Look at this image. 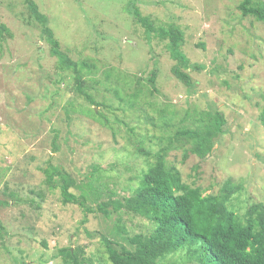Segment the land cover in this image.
Wrapping results in <instances>:
<instances>
[{"label":"rangeland","instance_id":"rangeland-1","mask_svg":"<svg viewBox=\"0 0 264 264\" xmlns=\"http://www.w3.org/2000/svg\"><path fill=\"white\" fill-rule=\"evenodd\" d=\"M35 2L66 59L62 64L51 54L25 0H0V25L13 34L0 42V264H65L61 250L69 247L81 250L85 264H110L102 236L129 248L125 240L149 233L152 225L125 212L106 218L64 204L60 189L45 183L43 169L63 168L80 186L71 189L77 196L94 174L100 193L88 194L92 208L106 202L109 191L114 200L129 198L148 167L142 148L154 154L163 145L160 138L193 128L214 111L226 125L212 154L184 157L181 148L170 153V165L206 195L218 193L228 179L241 185L230 202L235 211L264 203V24L241 16V0L135 1L156 26L184 31L182 50L202 67L188 71L196 84L191 90L174 76L166 41L153 34L148 41L133 1ZM84 62L95 65L92 72L81 71L95 105L77 90L74 68ZM156 70L153 87L147 78ZM136 87L143 94L135 100ZM120 220L128 229L121 238ZM164 261L198 264L186 252Z\"/></svg>","mask_w":264,"mask_h":264},{"label":"trees","instance_id":"trees-1","mask_svg":"<svg viewBox=\"0 0 264 264\" xmlns=\"http://www.w3.org/2000/svg\"><path fill=\"white\" fill-rule=\"evenodd\" d=\"M132 1L133 4L130 5L133 6V15L136 21L145 27L148 41L152 34L161 41H166V50L170 59L175 62L172 68L174 76L188 90L194 89L196 84L188 71L199 72L202 67L192 64L183 52L184 31L178 26H156L148 17L141 15L139 8L135 6L136 0H129V3ZM25 4L31 18L42 26V31L47 35L52 45L51 54L58 55L64 64L66 58L60 51V43L48 27L49 19L40 12L35 0H25ZM238 10L243 18H253L264 24V0H241ZM6 35L13 38L10 30L1 24L0 42L5 40ZM66 63L64 66L71 69V63ZM85 68L92 72L95 65L90 66L84 62L78 69L74 68L77 75L75 78L77 77L79 83L77 90L95 105L81 83V71ZM111 75L110 72L107 73L109 78ZM156 78L157 70L147 81L155 87ZM142 94L143 89L136 87L133 99L136 100ZM91 114L94 117L100 116L94 109ZM160 115L163 117L165 113ZM205 116L206 119L200 116L198 125L193 128L183 127L167 140L160 138L163 145L154 154L142 148L148 159V167L142 171L138 186L129 198L114 200L116 194L109 191L108 200L92 208L87 205L88 194L100 193L94 174L87 176L89 182L84 187L85 192L77 196L71 189L80 186H77L76 180L63 168L48 164L43 169L45 183L52 190L60 189L64 204L80 206L86 213L99 212L106 218H110L112 214L122 217L121 212H125L143 217L152 225L149 233L135 234L125 240L129 248L121 242L102 236L110 264H169L164 260L185 252L198 264H264V203H252L243 212L235 211L230 202L234 196L241 193V185H234L232 180L228 179L218 193L206 195L204 188L193 187L183 181L178 168L171 166L167 159L172 151L181 148L185 149L184 157L191 153L205 159L212 154L216 141L225 134L226 120L219 111ZM57 140L56 136L52 142L54 152L59 151ZM92 172L99 173V170L94 168ZM116 230L121 238L128 229L121 222V225L117 224ZM61 254L65 264H85L84 260H80V249L65 248L61 250Z\"/></svg>","mask_w":264,"mask_h":264}]
</instances>
